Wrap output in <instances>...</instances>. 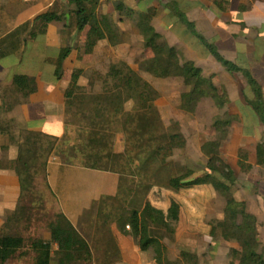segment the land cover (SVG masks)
I'll return each instance as SVG.
<instances>
[{
  "label": "crops",
  "instance_id": "1",
  "mask_svg": "<svg viewBox=\"0 0 264 264\" xmlns=\"http://www.w3.org/2000/svg\"><path fill=\"white\" fill-rule=\"evenodd\" d=\"M117 6L118 10L111 2L99 1L96 14L98 18L108 14L114 18L121 11L127 12L131 23L124 26L123 20H119L117 29L121 32L125 31L124 26L131 32L135 28L140 33L139 24L145 18L147 25L160 34L168 46L180 51L182 60L192 62L203 74L213 76L216 85L224 86L228 96L224 108L217 107L209 97L198 103L195 113L205 105L211 112V124L221 112L234 118L230 135L220 148L221 158L234 172L238 185L235 199L245 202L249 213L257 219L260 251L264 252V167L257 165L256 159V149L264 142V125L249 103L254 95L242 71L229 72L204 43L214 47L225 61L248 72L262 88L264 99V0H120ZM53 10L63 19L50 23L45 35L32 37L30 29L17 33L25 24ZM74 17L76 19L75 7L69 0H0V232L5 226L6 215L14 212L20 202V180L11 163L18 159L19 146L23 145L19 143L17 147V143L10 142L3 124H21L28 133L45 135L53 143L54 139H59L52 155L45 159L42 171L46 173V180L43 177L42 181L60 212L75 228L95 202L104 197H115L119 192L118 174L87 168L74 159L68 161L62 154L67 146L63 138L72 129L66 123L69 107L65 92L72 71L82 68L77 55L90 30L87 26L78 31ZM106 37L99 45L106 42L112 47L118 45L105 30ZM65 47L72 51L64 61L63 77L58 80L56 64ZM16 75L35 78L36 93L25 98L13 83ZM211 124L208 128L203 124H191V139L187 144L193 143L197 147L199 160L204 156L200 154L201 148L209 142L204 135ZM124 139V133H115V153L124 152ZM241 150L248 153L247 163L252 167L247 173L239 167ZM36 186L37 181L35 190ZM198 189L206 191L208 196L203 201L206 211L195 217L204 219L213 213L216 220H223V212L215 211L217 206L223 205L215 189L209 185ZM183 191L175 193V197L178 199V194ZM161 210L167 212L164 208ZM208 231V238L213 241ZM115 241L123 264H128L135 240L126 233L116 232ZM220 241L224 240L220 238ZM221 246V252L213 250L209 254L213 264H230V250L241 251L236 243L224 241ZM135 249H139L137 243ZM139 251L142 255L145 253ZM219 255L224 256L223 263L217 259Z\"/></svg>",
  "mask_w": 264,
  "mask_h": 264
},
{
  "label": "trees",
  "instance_id": "2",
  "mask_svg": "<svg viewBox=\"0 0 264 264\" xmlns=\"http://www.w3.org/2000/svg\"><path fill=\"white\" fill-rule=\"evenodd\" d=\"M69 2L75 7L77 30L83 31L87 26L90 27L87 35L86 53L91 54L97 43L105 39V30H108L107 27H104L105 30L102 27L105 26L103 21L106 18H98L96 14L99 0H69ZM62 19V15H59L58 12L49 11L35 18L32 23L22 26L17 30V33L30 29L32 37L45 35L50 23L59 22ZM188 25L192 27L190 23ZM139 28L146 49L151 50L154 55L152 59L144 62V70L157 78H181L185 86L191 87V90L182 96L183 109L194 113L198 103L209 97L214 100L217 107L224 108L228 103V96L224 88H217L203 76L200 68L192 62L182 60L177 49L168 46L162 36L147 25L145 18L141 19ZM204 43L212 55L229 72L242 71L254 95V99L249 103L264 125V99L262 88L258 82L248 72L225 61L214 47L205 41ZM71 51L70 47H65L60 51L55 71L58 80L63 77L64 61L70 56ZM121 65V67H112L108 74L118 83L115 92L108 94L105 100L102 97L92 99L91 111L88 114H83L76 124V136L72 138L70 129L65 134L63 139L67 146L62 154L68 161L74 159L87 168L119 175L118 194L115 197L102 199H117L122 192V183L126 181L122 175L123 172L126 169H135L138 182L134 189L127 191V196L131 195L129 197L130 207L121 210L115 225L119 232L131 236L142 252L153 248L157 264H172L164 251L165 247L161 242L163 237L159 235L162 233L161 231H168L176 235L180 206L177 202L172 201L170 208L165 212L153 206L148 199L149 193L154 187H165L178 193L182 189L203 185L212 186L225 199L223 220H215L213 222L215 226H212L210 232L213 241L217 229H220L222 231L221 238L224 241L236 243L241 249V251H231L233 254L231 264H234V261L239 264H264V252L259 249L257 219L249 213L245 202H238L235 199L236 178L231 167L218 156L220 145L214 141L210 145L212 150L215 148V151L213 157L209 158L207 166L209 173L195 177L193 180H190L195 176L193 170L166 176L170 166L169 159L174 150L184 149L186 142L182 134H170L168 128L164 126L156 106L159 94L153 86L143 79L135 69L123 63ZM81 75V70H73L71 73L70 84L65 92L68 107L78 102L77 92L81 90L79 85ZM13 83L21 89L25 98L37 91L36 79L26 75H16ZM129 101H132L134 105L131 111H126L125 104ZM226 117L228 122L218 118L214 121L213 128L215 130H219L221 127L230 128L234 118ZM116 124H119L118 128H116ZM67 125L69 126V124ZM72 125L75 124L70 126ZM117 132H123L126 136L125 151L122 154L114 152L115 133ZM28 134L26 145L34 148L25 149V146L20 145L19 157L11 163L12 169L20 180L21 198L17 209L6 215L5 226L0 232V264L25 260L31 254H34L33 264H94L95 257L89 242L61 212L49 224L50 240L46 242L32 240L31 251L24 250L26 247L24 237L11 235L6 231L10 224L21 222L32 224L30 219L33 215L32 205L35 198L37 197L38 202L44 201L43 193L35 190V184L39 176L37 169L38 141L46 136ZM54 140L50 146V153L56 149L59 143L58 138ZM256 157L257 165L264 167V142L258 145ZM247 161L248 153L241 150L239 152V167L246 173L252 169ZM43 174L44 180H46V173ZM136 192H142V195L136 197L138 196ZM28 197L33 201L29 202V206H26L24 200ZM102 199L95 202L91 209L85 213L92 214L96 207L97 211H100ZM126 227H129L131 231L127 232ZM55 245L58 246L57 250L54 248ZM115 250L117 255H120L117 246ZM180 255L187 262L197 259L196 255L193 256L185 250Z\"/></svg>",
  "mask_w": 264,
  "mask_h": 264
},
{
  "label": "rangeland",
  "instance_id": "3",
  "mask_svg": "<svg viewBox=\"0 0 264 264\" xmlns=\"http://www.w3.org/2000/svg\"><path fill=\"white\" fill-rule=\"evenodd\" d=\"M107 2L115 4L116 10H118L117 5L120 4V1ZM115 15L114 18L113 15L110 14L103 15L101 18H106V20L103 21V24L105 25L104 27L108 28V30L110 29L109 31L106 29L107 35L110 39H115V43H118V45H114L112 47L110 46V42L99 45V41L93 52L91 54H87L86 37L85 45L77 55V61L81 64L82 68L74 70L82 71V75L79 80L81 90L77 92V97L79 98L78 102L68 108L66 119L69 126L71 124H75L70 126L72 128L70 130L72 138L76 135L75 130L77 128V122L80 121L83 114H88L91 111L92 99L102 97L105 100V97L108 94L115 92V88L118 83H116L108 74L112 67H121V63H123L135 69V71L143 79L149 82L158 92L159 97L156 100V106L160 112L164 126L168 128V132L170 134H182L183 139L186 142L184 149L174 150L172 157L169 159L170 166L168 167L166 176H174L181 173L183 174L187 170H193L195 171V176L190 179L193 180L195 177L203 176L204 174L209 173V170L207 169L209 158L213 157V152L215 151V148L212 150L210 145L213 141L220 145L218 156L221 158L222 154L220 152V148L222 143L229 137L233 123L230 128L221 127L219 130H215L213 128V124L209 122L211 117L209 115L211 112H209L208 106L204 105V109H200L199 113L197 111L196 113L187 112L183 109L182 96L184 93L189 92L191 87L185 86L184 81L181 78H157L146 72L143 68V64L147 60L154 57L152 51L146 49L141 31L140 33H137L133 27L134 32H131L127 27H124L131 23L129 22L127 12L121 11ZM119 20H123L122 22L125 23L123 26L125 31L123 32L117 29V23ZM74 21H76L75 17ZM132 24V26H135L134 22H132ZM121 25H123V23H121ZM105 39H107V37ZM163 41L166 43L164 39ZM177 51L180 54L178 49ZM203 76L206 79H209L217 88H224L223 85L215 84L213 76H207L205 74H203ZM104 100L102 99V102ZM133 105L132 101L127 102L125 104V110L131 111ZM213 114L214 111L212 112V115ZM226 116L230 115L223 114V112H221L216 119L221 118L222 121L228 122V118ZM191 124H203V126H206L207 128L209 124H211L210 129L207 130V135H204L205 138H208L206 140L209 142L201 148V152L200 149L198 151L200 154L204 155V159L200 158L199 160V157H197V147L193 143L187 144V141L191 139ZM115 126L118 128L119 124H116ZM3 130H5L12 144L16 145L17 143V147L19 143H22L23 146H25V149L34 148L30 145H26V140L29 137V134L21 124H3ZM51 145L52 141L47 137H43L38 141L37 149L39 160L37 163V169L39 171V176L37 179L36 190L43 193L44 201L38 202L36 200L37 197L35 198V202L32 205L33 215H31L30 219L32 224H25V222H21L19 224L14 223L10 224L6 229V231L11 235L24 237L26 240L25 251H31L30 244L32 240H44L45 242L50 240L51 233L49 224L52 223V220H54L60 213L56 200L51 196L44 181H42L44 173L42 170L45 159L50 157L53 153H50ZM125 146L126 136L123 142V151H125ZM134 170V168L133 170L126 169L123 172L122 175L126 181L122 183V192H120L119 197L113 200L102 199L100 211H97L96 207L92 214L85 213L82 217L81 223L77 227L81 235L91 246L95 257L94 264H123V257L121 255H117L115 250L117 244L115 241V233L119 232L117 226L115 225V221L122 209L126 210L130 207L129 197L131 195L127 196V191L134 189L136 182H138V175ZM198 187L199 186H195L184 189L182 194H178V199L175 197L174 192L166 189L165 187H154L148 195V199L151 201L153 206L158 209L164 208L167 211V208L171 205L172 201L177 202L180 200V203L177 202L180 206V210L179 223L176 226V235H173L168 231H161L162 233H160V235L158 234L163 237L161 242L165 247L164 251L166 256L172 264H213L214 260L211 255L209 256V254L213 250H216V253L221 252V243H224V241H220L222 231L217 229L214 241H211V239L208 238V230L211 232L212 226H215L213 222L216 220V214L213 215L212 213L211 215L206 216V218L204 216V219L202 217H195V215L204 214V211H206L203 201L208 196L206 191L200 190ZM237 190L238 185L235 184V193ZM136 194L138 195L136 197H140L142 192H136ZM219 197L221 202H223V205H220L219 207L217 206L215 209L216 213L219 211L221 213L224 210L225 199L220 195ZM30 201H33V199L29 197L26 198L24 200V205L29 206ZM193 219L196 221L195 223H193ZM126 231L130 232L131 229L127 227ZM46 236H49V239H45ZM57 247V245L54 246L55 250H57ZM135 248L136 243L133 249L130 250L128 264H157L154 261L155 253L153 248L146 251L143 255L139 249ZM184 250L190 252L193 256L196 255L197 259H195V261L192 260V262L183 260L180 254L184 252ZM231 251L232 249L230 250V264L233 260V254ZM33 256L34 254H31V256L25 260L14 261L10 264H33ZM222 257L224 256L219 255L217 258L219 259V262L221 260V263H223ZM234 264H239V262L234 261Z\"/></svg>",
  "mask_w": 264,
  "mask_h": 264
},
{
  "label": "built area",
  "instance_id": "4",
  "mask_svg": "<svg viewBox=\"0 0 264 264\" xmlns=\"http://www.w3.org/2000/svg\"><path fill=\"white\" fill-rule=\"evenodd\" d=\"M99 1H102V2H106V1H120V0H99ZM1 51V50H0ZM129 228V227H128Z\"/></svg>",
  "mask_w": 264,
  "mask_h": 264
}]
</instances>
